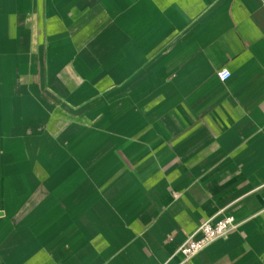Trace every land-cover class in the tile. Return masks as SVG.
Returning a JSON list of instances; mask_svg holds the SVG:
<instances>
[{"label":"crops","instance_id":"crops-1","mask_svg":"<svg viewBox=\"0 0 264 264\" xmlns=\"http://www.w3.org/2000/svg\"><path fill=\"white\" fill-rule=\"evenodd\" d=\"M0 264H264V0H0Z\"/></svg>","mask_w":264,"mask_h":264},{"label":"built area","instance_id":"built-area-1","mask_svg":"<svg viewBox=\"0 0 264 264\" xmlns=\"http://www.w3.org/2000/svg\"><path fill=\"white\" fill-rule=\"evenodd\" d=\"M217 75L221 81H224L229 78L230 72L228 69L222 68ZM236 227L237 223L231 215H226L217 220H206L197 227L185 243L178 246L177 251L183 256L185 261H188L212 242L226 237Z\"/></svg>","mask_w":264,"mask_h":264}]
</instances>
